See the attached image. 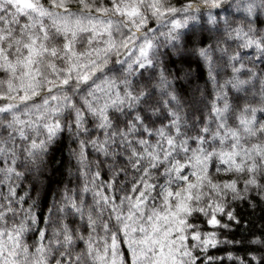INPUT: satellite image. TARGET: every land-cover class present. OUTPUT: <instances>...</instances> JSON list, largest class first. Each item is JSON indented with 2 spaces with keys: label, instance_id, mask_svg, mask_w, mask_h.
<instances>
[{
  "label": "clouds",
  "instance_id": "1",
  "mask_svg": "<svg viewBox=\"0 0 264 264\" xmlns=\"http://www.w3.org/2000/svg\"><path fill=\"white\" fill-rule=\"evenodd\" d=\"M0 264H264V0H0Z\"/></svg>",
  "mask_w": 264,
  "mask_h": 264
}]
</instances>
